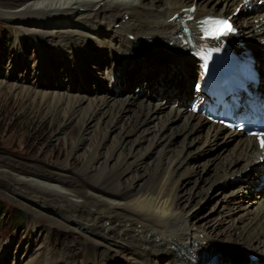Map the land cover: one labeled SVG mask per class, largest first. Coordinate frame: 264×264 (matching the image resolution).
<instances>
[{
  "label": "bare ground",
  "instance_id": "1",
  "mask_svg": "<svg viewBox=\"0 0 264 264\" xmlns=\"http://www.w3.org/2000/svg\"><path fill=\"white\" fill-rule=\"evenodd\" d=\"M241 1L15 0L0 4V16L13 23L16 38L34 36L39 53L43 48L49 51L71 43L92 47L99 42L101 50L97 53H103L99 59L87 49L83 60L80 54L77 58L85 69L96 68L99 83L105 81L104 76L113 78V88L117 89L126 83L127 70L133 67V74L144 73L134 80L142 81L139 86L143 92L150 87L157 91L147 101L146 95L131 92L135 84L132 80L118 90L123 98L102 87L82 96L45 81L40 82L41 90L0 82V94L8 88L25 102L31 101L42 117L53 122L62 118L54 140L65 142L66 158L53 169L38 173V177L23 173L15 181L24 185L20 187L24 193L17 190L21 202L41 213L43 208L51 209L52 215L68 221L63 225L50 218L52 223L79 232L91 243L94 251L88 260L94 262L89 263L100 264L102 258L108 264L115 262L97 253V249H105L104 241H110L123 243L139 264H201L197 257L211 254L219 264H264V187L257 190L259 185L248 182L253 177L248 174L256 168L264 175L261 152L253 139L233 136L190 111V102L198 99L204 83V57L208 56V62L230 51L240 54L244 49L237 47L232 36L196 43L197 31L209 18L230 15ZM233 20L245 48L264 58V12L242 8ZM47 38L58 46L44 45ZM118 48L128 49L121 56L127 62L123 61L124 67L119 69L122 62L116 56ZM59 55L66 58L68 51L62 50ZM101 60L105 65L101 64L100 70ZM154 71L157 77L152 79ZM88 80L82 76L83 84ZM161 96L167 100L165 105L156 101ZM75 126L77 135L71 132ZM114 132L118 136L112 138ZM176 137L183 139L179 150L173 148ZM202 141L203 145L197 147ZM146 142L150 146L140 152ZM214 148L221 150L204 162L202 156ZM154 150H159V166L152 178L157 186L137 189L135 183L140 177L136 172L147 164ZM77 152L81 167L72 170L70 160ZM115 159L116 167L109 170ZM23 169L27 172L29 168ZM211 169L213 183L199 205L211 196L217 200L216 209L222 207L234 233L224 241L195 225L196 206H189L197 193L191 192L185 204L180 193L190 182L196 189L201 187ZM127 177L131 181L123 183ZM43 192H50L61 203ZM234 236L249 245L244 247ZM50 253L46 249L25 264H56ZM255 255L257 261H253Z\"/></svg>",
  "mask_w": 264,
  "mask_h": 264
},
{
  "label": "rangeland",
  "instance_id": "2",
  "mask_svg": "<svg viewBox=\"0 0 264 264\" xmlns=\"http://www.w3.org/2000/svg\"><path fill=\"white\" fill-rule=\"evenodd\" d=\"M13 1L15 0H0V4H8ZM202 1L200 0V2ZM116 29L118 30L119 27ZM121 33L125 34L124 32ZM243 39L246 41L245 38ZM37 43V38L27 34L22 39L16 38L13 23L0 16V82H6L5 84L8 86L18 84L22 87L38 90L40 82L45 81L59 86L62 90L76 91L78 95H85L90 92L96 93L102 87L107 91L110 90L109 92L117 98H123L124 96L118 90L125 89L126 87L124 86L129 80L134 83L137 77L141 78L143 77L142 74H144L143 71H140V74L134 71L133 74L134 69L132 67L129 71L127 70L126 83L116 86L117 89L114 92L113 86L111 87L113 78L108 80L104 76L105 81L99 83L96 68L90 65L94 70L85 69L84 66H80L81 63L77 60L79 54L81 55V60H83L84 49H87V53L91 56L99 59L103 55L101 52L97 53L98 50H101L99 42L92 44V47L84 46L81 48L77 43H71V46H58L54 44L53 39L47 38L43 41L44 45L58 47L51 48L49 51L48 48H43L40 53L34 47ZM62 50L68 51L66 58L59 55ZM126 53H128V49L118 48L116 56L122 62L120 66H123V61L127 62L126 57L121 58ZM44 54L47 57L42 56ZM101 64L105 65V63L101 60L98 65L100 70L103 68H101ZM154 72L155 76L152 79L157 77V71ZM128 73L130 74L128 75ZM82 76L89 79L85 81L86 85L82 82ZM140 82L136 80L131 92L138 94L140 97L141 95H146V100L149 101L150 95L152 96L157 91L150 87L151 89H144L143 92V87L139 86ZM163 97H158L156 101L165 105L167 100ZM41 115L43 114L31 101L25 102L21 96L13 95L8 88L2 90L0 94V262L1 264H25L30 260L36 259L41 252L48 249L51 250L50 259L56 264H91L89 263L90 261L94 262L92 259L88 260V255L94 251L91 248V243H87L85 237L79 232H71L58 224L52 223L50 218L58 220L63 225L68 224L67 220L62 216L57 218L52 215L51 209L43 208L41 213L39 210H35V208L27 206L19 200L18 191L24 193V189L20 188L24 187V185H17L15 181L17 175L25 173L38 177V173L53 169L67 155L68 147L65 142H55L54 140V134L59 129L62 118L58 122H53L49 117H42ZM71 132L77 135L78 128L75 126ZM116 136H118V132L112 134V138ZM182 140L176 137L174 150L176 148L177 150L180 149ZM203 143L204 141L198 143L197 147L202 146ZM149 146V142L144 143L140 152H143ZM220 150L221 148H214L212 153L202 156L205 159L204 162L217 155ZM153 152L147 164L136 172V175L140 177L135 183L137 189H144L149 184L154 188L157 186L155 182H152V178L158 170L159 150H154ZM79 155V152H77L70 160V168L72 170H77L81 167ZM116 165L115 159L109 164V170L114 169ZM214 165L215 163H212L211 168ZM23 168L29 169L26 172ZM212 171L211 169L205 175L206 181L201 187L196 189L195 184L190 182L183 187L180 193L184 199V204L187 203V198L191 192L197 193V196L189 206H196L194 209V213H197L194 220L195 225L200 230L208 231L216 239L224 241L228 235H234V233L232 230L230 231L231 223L226 220L222 207L219 205L216 209L217 200L212 199L211 196L201 201L199 205L200 200L205 198V191L213 183ZM68 174L70 177L76 178L72 171H68ZM128 178H123V183L131 181L132 178L129 180ZM13 187L14 189H12ZM214 189L218 190L217 186ZM46 193L43 192L42 194L52 197L53 199H51L58 204L61 203V200L55 199L53 194L50 192ZM250 196L248 195V197ZM38 197L43 196L38 195ZM111 235L112 237L115 236L114 234ZM234 238L238 240L235 236ZM104 239L110 238L101 240ZM103 244L106 246L105 249L99 248L97 253L99 256L106 255L107 258L114 259L115 262L113 264H116V262L117 264L140 263L139 261H134V256L128 252V249L123 247V243L104 241ZM240 244H243L244 247L249 245L242 241H240ZM18 259L21 261L19 262ZM100 261V264H108L105 258Z\"/></svg>",
  "mask_w": 264,
  "mask_h": 264
},
{
  "label": "snow or ice",
  "instance_id": "3",
  "mask_svg": "<svg viewBox=\"0 0 264 264\" xmlns=\"http://www.w3.org/2000/svg\"><path fill=\"white\" fill-rule=\"evenodd\" d=\"M195 9H189L187 11H194ZM191 19V17H189ZM202 33L204 38L219 39L222 36H226L234 31V28L230 22L226 19H211L206 21L202 26ZM208 56L204 57V68H207ZM257 135L259 143L262 148H264V132L262 133H252Z\"/></svg>",
  "mask_w": 264,
  "mask_h": 264
}]
</instances>
